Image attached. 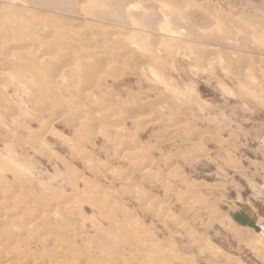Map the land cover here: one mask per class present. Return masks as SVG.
<instances>
[{"label":"rangeland","instance_id":"374dc122","mask_svg":"<svg viewBox=\"0 0 264 264\" xmlns=\"http://www.w3.org/2000/svg\"><path fill=\"white\" fill-rule=\"evenodd\" d=\"M11 1L0 0V12L14 9L28 24L25 28L21 21L10 27L12 23L5 21L8 28H0V37L4 36L0 38V55L3 49L4 55L7 49L14 54L21 50L23 55L21 51L18 54L22 57L26 51V60L13 53L12 58L10 53L5 55L10 60L0 56V70L6 68L0 71L1 194L6 195L15 185L22 196L21 207L33 210H26L28 214L46 212L44 222L49 235L64 242L71 238L76 248L82 247L77 250L90 247L93 253L96 248L99 263L264 264V231L260 229L264 225V0ZM21 9L27 16L21 15ZM134 14L140 24L132 21ZM28 15L33 21L27 20ZM62 16H70L75 21L72 23L84 21L83 27H70V17L68 20ZM70 29L75 31L66 33ZM74 32L77 36L82 32L80 35L87 40L84 42L92 48L83 45L84 49L82 37L75 39ZM9 33L13 35L11 40L7 38ZM133 36L137 40L133 41ZM139 38L142 44L149 39V44H143L144 48L137 45ZM16 41H28V47L25 43L26 49L20 47ZM34 44L40 47L35 53ZM59 45L68 46L65 55L72 53L74 64H66L69 60L64 58L62 64L66 67L55 66L76 73L66 71L69 74L62 78L55 67L60 78L53 77L52 81L56 79L58 85L50 81L44 87L49 76L44 73L42 77L43 70H37L30 59H41L37 58L41 53L39 56L50 61L47 58L53 55L55 46L53 59L66 57ZM81 53H85V60H79ZM73 55L78 56L76 60ZM103 57L107 59L104 66ZM83 60L96 63L89 67L92 73H87L94 82L89 83L87 75L89 80L84 82V73L81 77ZM113 66H117L114 72ZM50 84L54 85L53 91L57 86L56 92L49 91L53 86ZM57 91L61 101L56 98ZM50 94H56L55 98ZM141 103L151 110L143 109ZM79 107L86 108L87 117L96 113L91 116H96L100 127L93 118L91 126L95 127L86 126L89 132L82 125L85 119L77 116ZM105 113L113 115L110 122ZM101 120L109 123L105 126ZM115 127L121 129L118 136L108 131ZM99 189L106 192L101 198ZM62 199H69L74 207L54 215L50 204L55 206ZM30 245L25 249L40 256L42 245Z\"/></svg>","mask_w":264,"mask_h":264},{"label":"bare ground","instance_id":"6f19581e","mask_svg":"<svg viewBox=\"0 0 264 264\" xmlns=\"http://www.w3.org/2000/svg\"><path fill=\"white\" fill-rule=\"evenodd\" d=\"M100 1V0H99ZM11 2H13L14 3V1L12 0ZM16 2V1H15ZM18 2H19V0H18ZM5 3V2H4ZM25 2H23V4H24ZM152 3V2H151ZM26 4V3H25ZM96 4V3H95ZM6 5V4H5ZM91 5H93V4H91ZM135 5V4H134ZM133 5V6H134ZM1 6V5H0ZM7 6V5H6ZM11 6V5H10ZM18 6V5H17ZM24 6V5H23ZM135 6H138L137 4L135 5ZM160 6V5H159ZM8 7H9V5H8ZM8 7H6V9H8ZM11 7H13V6H11ZM14 7H16V6H14ZM139 7V6H138ZM4 8V7H3ZM83 8V7H82ZM85 8V7H84ZM162 8V7H161ZM0 9H1V7H0ZM11 8H9L8 10H5V11H3V12H0V28H8V26H9V24H7L5 21H10L12 24V26H10V27H13V24L15 25V24H22L21 23V21L22 22H24L23 21V19H24V17H22L23 19H21V17H20V9H19V13H17L14 9V11L13 10H10ZM26 9V8H25ZM29 9V8H28ZM87 9H89V8H87ZM134 9V8H133ZM135 9H136V7H135ZM139 9V8H138ZM4 10V9H3ZM22 11H23V9H21ZM128 10H131V7L128 9ZM141 10V9H140ZM181 10V9H180ZM25 11V10H24ZM23 11V12H24ZM27 11V10H26ZM33 11V10H32ZM84 11V10H83ZM151 11V10H150ZM23 12H21V13H23ZM87 12H88V10H87ZM91 12V11H90ZM128 12V11H127ZM141 12V11H140ZM160 12V11H159ZM85 13H86V11H85ZM135 13V12H134ZM24 14H26L25 12L23 13V14H21V15H23V16H27V15H24ZM128 14H129V12H128ZM165 14V13H164ZM175 14V13H174ZM30 15H31V13H30ZM30 15H28V18H27V20H29V18H31V17H33V20H35L34 19V16L33 15H31V17H30ZM39 15V14H38ZM54 15H56V14H54ZM62 15V14H61ZM139 15V14H138ZM55 17V16H54ZM68 17H70V16H62L61 18H67L68 19ZM144 18V17H143ZM25 19H26V17H25ZM79 19V18H78ZM131 19H132V21L133 22H135V24L136 23H139L140 22V20L138 19V18H136V16H135V14L134 15H132L131 16ZM167 19V18H166ZM31 20H32V18H31ZM32 20V21H33ZM69 20V19H68ZM68 20H66V22L68 21ZM72 19H71V17H70V22L68 23V25H70V27H72V25L74 24V25H76V24H78L77 26H79L80 27V25L79 24H81V28L83 27L82 26V24H83V22L84 21H82V23H72V22H75V21H71ZM78 22V21H77ZM81 22V21H80ZM25 23V22H24ZM61 23H64V22H61ZM28 23L26 22L25 24H23V25H25V28H26V25H27ZM32 24V23H31ZM85 24V23H84ZM140 24V23H139ZM161 24H163V23H161ZM34 26H35V24H33ZM65 25V24H64ZM63 25V26H64ZM100 25H102V24H100ZM137 25V24H136ZM4 26V27H3ZM20 26V25H19ZM65 26H67V23H66V25ZM21 27H23L22 25L20 26V28ZM50 27V26H49ZM111 27H114V26H112L111 25ZM117 27V26H116ZM115 27V28H116ZM29 28H31V27H29V25H28V29ZM34 28V27H33ZM32 28V29H33ZM44 28V27H43ZM68 28V27H67ZM73 28V27H72ZM76 28H78V27H76ZM121 28V27H120ZM159 28V27H158ZM168 28V27H167ZM11 28H9V30H10ZM12 29H14V28H12ZM24 29V28H23ZM28 29H26V31L27 32H29V31H31V30H29L28 31ZM45 29V28H44ZM90 29V28H89ZM130 29V28H129ZM137 29H139V28H137ZM163 29V28H162ZM15 30V32H13ZM14 30H12V32L14 33V34H17L16 33V28L14 29ZM21 30V29H20ZM67 30H69V29H67ZM99 30V29H98ZM125 30H127V29H125ZM169 30V29H168ZM25 31V30H24ZM33 31V30H32ZM32 31H31V33H32ZM39 31V30H38ZM46 31H48V30H46ZM46 31H45V33H46ZM50 31V30H49ZM66 31V30H65ZM73 32V31H75V29L74 30H71L70 29V31L69 32H66V33H69L70 34V32ZM85 31V30H84ZM89 31V30H88ZM94 31V30H93ZM92 31V32H93ZM100 31V30H99ZM128 31V30H127ZM131 31H132V29H131ZM134 31V30H133ZM170 31H173V30H170ZM185 31V30H184ZM10 32V31H9ZM12 32H11V34H12ZM18 32V31H17ZM27 32H25V34L27 33ZM79 32V31H78ZM77 32V33H78ZM115 32V31H114ZM130 32V31H129ZM136 32V31H135ZM163 32V31H162ZM165 32H166V30H165ZM169 32V31H168ZM174 32V31H173ZM19 33V32H18ZM20 33H23V32H20ZM30 33V32H29ZM66 33H64V34H66ZM97 33H98V31H97ZM106 33V32H105ZM107 33H108V31H107ZM116 33V32H115ZM137 33H139L138 31H137ZM136 33V34H137ZM141 33V32H140ZM145 33V32H144ZM148 33V32H147ZM167 33V32H166ZM180 33V32H179ZM47 34L48 33H46L45 34V36L48 38V36H47ZM55 33H53V38H55V35H54ZM69 34L65 37V38H67L68 36H69ZM73 34V33H72ZM71 34V35H72ZM74 34H75V36H77L76 35V33L74 32ZM80 34H82V32L80 33ZM80 34H78V36L77 37H75V39L76 38H78V37H82V35H80ZM87 34H89V33H87ZM100 34H101V32H100ZM102 34H104V32L102 33ZM109 34H110V32H109ZM129 34V33H128ZM142 34V33H141ZM141 34H139V35H141ZM169 34V33H168ZM180 34H182V33H180ZM184 34V33H183ZM18 35V34H17ZM21 34H19V36H20ZM24 35V34H23ZM31 35V34H30ZM89 35H91V34H89ZM108 35V34H107ZM112 35H113V33H112ZM142 35H145V34H142ZM141 35V36H142ZM153 35H154V33H153ZM167 35V34H166ZM2 37H0V38H3L4 39V36L3 35H1ZM9 36V37H8ZM8 36H7V38H9L10 40H11V36H13V35H10V33L8 34ZM18 36V37H19ZM22 36V35H21ZM42 36V35H41ZM44 36V37H45ZM99 36V35H98ZM103 36V35H102ZM109 36V35H108ZM107 36V37H108ZM116 36V35H115ZM131 36V35H130ZM145 36H147V35H145ZM158 36V35H157ZM161 36V35H160ZM169 36H171L170 34H169ZM15 37H17V36H15ZM18 37H17V39H18ZM23 37V36H22ZM39 37V36H38ZM43 37V36H42ZM72 37V36H71ZM70 37V38H71ZM89 37V36H88ZM106 37V38H107ZM135 37H137L138 38V35L137 36H135ZM144 37V36H143ZM148 37V36H147ZM154 37V36H153ZM156 37V36H155ZM165 37V36H164ZM21 38V37H20ZM30 38V37H29ZM37 38V37H36ZM73 38H74V35H73ZM102 38V37H101ZM104 38V37H103ZM102 38V39H103ZM114 38V37H113ZM132 38H134V36L132 37ZM157 38V37H156ZM163 38V37H162ZM50 39V38H49ZM57 39V38H56ZM59 39H61L60 37H59ZM72 39V38H71ZM83 39V41L82 42H84V41H87V40H85V38H80V40H82ZM87 39V38H86ZM99 39V38H98ZM101 39V40H102ZM140 39V38H139ZM144 39V38H143ZM158 39V38H157ZM159 39H161V38H159ZM166 39V38H165ZM24 40H26V38L24 39ZM42 40H44V39H42ZM58 40V39H57ZM101 40H99V41H101ZM107 40H109V37H108V39ZM134 40H137V39H133V41ZM145 40V39H144ZM143 40V44H145L148 40H147V38H146V40L144 41ZM153 40V39H152ZM156 40V39H155ZM4 41V40H3ZM8 41V40H7ZM6 41V42H7ZM18 41H20V40H18ZM18 41H16V42H18ZM41 40H39V42H40ZM48 41V40H47ZM60 41V40H59ZM67 41V40H66ZM73 42L75 41V40H72ZM102 41H104V40H102ZM106 41V40H105ZM140 41H141V39L139 40V43H137L136 42V44L138 45V44H140V46H141V44H142V42L140 43ZM188 41V40H187ZM2 42V41H1ZM6 42H3L4 44L6 43ZM10 42V41H9ZM27 42L28 41H23L22 42V44L21 43H19L18 42V45L21 47V46H24L25 47V49L28 47V44H27ZM44 42H45V40H44ZM76 42V41H75ZM74 42V43H75ZM110 42V41H109ZM150 42V41H149ZM152 42V41H151ZM157 42V41H156ZM24 43L26 44V46L24 45ZM29 43V42H28ZM36 43V42H35ZM49 43V42H48ZM47 43V44H48ZM50 43H52L51 42V40H50ZM61 43V41L59 42V44ZM99 43H102V42H98V44ZM153 43V42H152ZM197 43V42H196ZM16 44V46H17V43H15ZM21 44V45H20ZM47 44H45V46L47 45ZM53 44V43H52ZM68 44V43H67ZM78 44L79 43H77L76 45L78 46ZM143 44H142V47H143ZM149 43H146L145 45H148ZM35 46H36V44H34ZM49 45V44H48ZM64 45V44H63ZM69 45V44H68ZM71 45V44H70ZM80 46H81V43L79 44ZM83 45L85 46H87L88 45V48H89V46H91V44H89V42H84V43H82V47H83ZM104 45V44H103ZM0 46H2V45H0ZM14 47V49H16L15 47V45H13ZM19 46H17V47H19ZM34 46V47H35ZM52 46V45H51ZM54 46V45H53ZM60 46V45H59ZM73 46V45H72ZM71 46V47H72ZM96 46V45H95ZM99 46V45H98ZM105 46V45H104ZM163 46V45H162ZM205 46V45H204ZM203 46V47H204ZM5 47V46H4ZM7 47L8 46H6L5 48L7 49ZM19 47V48H20ZM33 47V50H32V52L33 53H35V50H38V49H40V47L38 46V44H37V46H36V48H34ZM42 47H44V44H42ZM47 47V46H46ZM63 47V46H62ZM68 47V46H67ZM67 47H64V48H67ZM76 47V46H75ZM134 47H135V45H134ZM161 47V46H160ZM9 48H10V46H9ZM12 48V51L14 50ZM18 48V49H19ZM45 48V47H44ZM48 48V47H47ZM51 48V47H50ZM49 48V50L51 51V50H53L54 51V49H55V51L53 52V51H51V53L53 52V55H51V57H52V59H50V58H47V59H49L50 61H48V60H45V59H43V57H41V56H39V55H41V53L37 56V58L38 57H40L41 59H39L38 58V60L37 59H34L33 60V58L32 57H28V59L29 58H32V59H30V61L32 60V62H35V65H37L35 68L38 70H40V68H41V70H43V74H42V77H43V75L45 76V74H47L45 77H47V76H49V77H47L48 78V82L44 79V78H42V79H44L45 81H46V84L44 85V87L50 82V81H52V79H53V77L54 78H56V76H58L59 75V73H60V76L61 75H68V74H66V71L67 72H71L72 71V73H76V71L74 70V72H73V70H70V69H67L66 71L65 70H63V71H65V74H61L63 71H62V69H63V65L65 64L64 62V64H62V61H64V58L68 61L69 60V62H66V64L67 63H70V66H71V63H73V60H72V53H70L68 56H66L65 55V52H66V54H67V52L68 51H65V49L64 48H61V46H60V48L63 50L64 49V53H63V55H65L66 57H64V56H62L60 53V55L61 56H57V59H53L54 58V56H55V54H56V46H55V48L53 49V47L50 49ZM69 48H70V46H69ZM81 48V47H80ZM84 49H85V47H83ZM87 48V49H88ZM91 48H92V46H91ZM97 48H100V47H97ZM110 48L111 47H109V50H110ZM139 48V47H138ZM144 48V47H143ZM202 48V47H201ZM5 49V50H6ZM11 49V48H10ZM17 49V50H18ZM22 49H23V47H22ZM68 49V48H67ZM72 49H73V47H72ZM200 49V48H199ZM8 50L9 49H7V53L10 55H8L9 56V58L11 57L12 58V56H11V53H13V52H11V50H10V52H8ZM62 50H60V51H62ZM69 50H71V48L69 49ZM74 50V49H73ZM83 50V49H82ZM89 50V49H88ZM87 50V51H88ZM91 50V49H90ZM128 50V49H127ZM143 50V49H142ZM155 50V49H154ZM19 51H21V50H18V52ZM25 51V50H24ZM41 51V50H40ZM39 51V52H40ZM42 51H45V49L44 50H42ZM77 51V50H76ZM94 51V50H93ZM100 51V50H99ZM99 51H97V52H99ZM18 52L16 51L15 52V54L14 55H16L15 57H17V54H18ZM91 52V51H90ZM110 52V51H109ZM124 53H122V55L124 54V55H126L125 54V52H127L126 50L125 51H123ZM129 52V51H128ZM143 52H145V50L143 51ZM4 49H3V53L1 54V55H4ZM6 53V54H7ZM27 53H28V51H27ZM44 54L46 53V51L45 52H43ZM79 53V52H78ZM83 53V52H82ZM81 53V54H82ZM92 53V52H91ZM95 53V52H94ZM100 53V52H99ZM5 54V55H6ZM21 54H22V51H21ZM21 54H18V56L19 57H22L21 56ZM58 54V53H57ZM58 54V55H59ZM89 54V51H88V53H87V55ZM0 55V56H1ZM4 55V57H6ZM14 55H13V57H14ZM23 55V54H22ZM24 55L25 56H23V57H26V51H25V53H24ZM46 56H47V54H45ZM71 55V56H70ZM84 55H85V53H84ZM84 55L82 54L81 56L82 57H79V60H80V58H82V59H84ZM91 55V54H90ZM123 55V56H124ZM8 56L6 57L7 59H8ZM31 56V55H30ZM34 56H36V55H34ZM33 56V57H34ZM43 56V55H42ZM102 56V55H101ZM106 56H107V53H106ZM105 55H104V57H106ZM110 56V55H109ZM109 56H107L106 58L108 59V57ZM23 57H22V59H23ZM60 57V58H59ZM63 57V58H62ZM75 56L73 55V58H74ZM77 57L78 56H76V58H74L75 60L77 59ZM90 57V56H89ZM95 57V56H94ZM102 58V61L103 60H105L104 62H101V61H99V62H101V63H103V66H104V63H106V61H107V59H105V58ZM18 58V57H17ZM44 58H46L45 56H44ZM58 58H59V60H58ZM68 58H70L71 60H72V62L70 61V59H68ZM90 58H93L92 56L90 57ZM25 59V58H24ZM23 59V60H24ZM111 57H110V61H111ZM121 59H122V56H121ZM8 60H10V59H8ZM22 60V61H23ZM26 60V59H25ZM61 60V61H60ZM85 60V59H84ZM83 60V65H81V67H82V69H81V77L83 76V73H84V76H85V78H83V80L85 79L86 80V78L87 77H89V76H91V75H88L87 73H90V72H88L89 71V67H91V64L92 65H94V63L92 62V63H88V62H86L85 63V61ZM93 60V59H92ZM145 59H143V61H144ZM148 60V59H147ZM113 61V60H112ZM122 61V63H123V60H121ZM57 62H61V64H59V63H57ZM76 62V61H75ZM79 62V61H78ZM120 62V61H119ZM140 62V61H139ZM142 62V61H141ZM145 62H146V60H145ZM2 63H4L5 64V62H2ZM31 63V62H30ZM80 63V62H79ZM121 63V62H120ZM144 63V62H143ZM142 63V64H143ZM16 64V63H15ZM62 65L61 66V70L58 68V67H60V66H58V65ZM65 64V65H66ZM74 64V63H73ZM81 64V63H80ZM139 64V63H138ZM145 64V63H144ZM161 64H163V63H161ZM2 65V64H1ZM6 65V64H5ZM11 65V64H10ZM13 65V64H12ZM11 65V66H12ZM17 65V64H16ZM30 65V64H29ZM55 65H57L58 67H56ZM64 65V66H65ZM77 65V64H76ZM95 65H96V63H95ZM223 65V64H222ZM15 66V65H14ZM18 66H20V65H18ZM69 66V65H68ZM73 66V65H72ZM102 66V65H101ZM102 66V67H103ZM105 66L107 67V65L105 64ZM23 67H26V65L25 66H23ZM57 69H59L60 70V72L59 73H56L55 74V70H57ZM66 67V66H65ZM1 68H2V66H1ZM0 68V69H1ZM4 69H6L5 67H3ZM10 68V67H9ZM68 68H71V67H68ZM72 68H74V67H72ZM71 68V69H72ZM86 70H84V69ZM109 68H111V67H109ZM116 68H117V66L115 67V69H114V66H113V71H112V69H111V71L112 72H114L115 70H116ZM4 69H2V70H4ZM35 69V70H36ZM44 69H45V71H44ZM74 69H76V68H74ZM102 69H104V68H102ZM106 69V68H105ZM108 69V68H107ZM118 69H119V67H118ZM117 69V70H118ZM2 70H0V71H2ZM68 70H70V71H68ZM92 70H93V67H92ZM152 70V69H151ZM54 71V72H53ZM78 71V70H77ZM96 71V70H95ZM94 70H93V72H95ZM110 71V70H109ZM108 71V72H109ZM110 71V72H111ZM120 71V70H119ZM118 71V72H119ZM121 71H122V69H121ZM5 72V71H4ZM7 72V71H6ZM10 72V71H9ZM53 72V73H52ZM57 72V71H56ZM97 72V71H96ZM110 72H109V74H110ZM36 73V72H35ZM38 73V72H37ZM45 73V74H44ZM51 73H52V75H51ZM80 73H79V75H80ZM86 73V74H85ZM92 73V72H91ZM90 73V74H91ZM1 74V73H0ZM40 75H41V73H39ZM114 74V73H113ZM118 74V73H117ZM120 74V73H119ZM152 74H153V70H152ZM51 75V76H50ZM72 74H70L69 76H71ZM86 75H87V77H86ZM112 75V74H111ZM159 75V74H158ZM60 76H58L59 78H60ZM160 76V75H159ZM57 77V78H58ZM62 77V76H61ZM80 77V78H81ZM50 78V79H49ZM63 78V77H62ZM65 78V77H64ZM78 78V77H77ZM81 78V79H82ZM91 78H93V76L91 77ZM90 77H89V79L91 80L89 83H91V82H94L93 81V79H91ZM158 78H160V77H158ZM66 79V78H65ZM80 79V80H81ZM88 79V78H87ZM88 79V80H89ZM55 80L56 79H54L52 82H53V84L54 85H58L57 84V82H55ZM67 80V79H66ZM254 80V79H253ZM63 81V80H62ZM77 81V80H76ZM76 81H74V82H76ZM97 81H99V80H96V82ZM51 82V83H52ZM66 82V81H65ZM83 82V81H82ZM81 82V83H82ZM84 82H86L87 83V80L86 81H84ZM67 83V82H66ZM65 83V84H66ZM85 83V84H86ZM163 83V82H162ZM166 83V82H165ZM53 84H50V85H53ZM64 84V83H63ZM27 85V84H26ZM34 85H35V83H34ZM33 85V86H34ZM54 85L52 86V88H51V86L49 87V88H51L52 90H50L49 89V91H51L52 93H54V91L56 92V90H57V86H56V89L53 91V87H54ZM86 85H89V84H86ZM86 85H83V84H81V86H82V88L84 87V89L87 87ZM92 86L94 85V84H91ZM165 85H167V84H165ZM25 86V85H24ZM28 86V85H27ZM36 86V85H35ZM62 86H64V85H62ZM66 86V85H65ZM80 86V87H81ZM30 87H32V86H30ZM39 86H37V88H38ZM46 87H48V86H46ZM67 87V86H66ZM90 87V86H89ZM27 88V87H26ZM36 88V87H35ZM34 88V89H35ZM36 88V90H39V88L37 89ZM63 88V87H62ZM76 88V87H75ZM79 88V87H78ZM90 88H92V87H90ZM171 88V87H170ZM33 89V90H34ZM59 89V88H58ZM65 89V88H64ZM80 89V88H79ZM94 89V88H93ZM168 89V88H167ZM28 90H30V89H28ZM32 90V89H31ZM82 90V89H81ZM178 90V89H177ZM67 91V90H66ZM80 91V90H79ZM89 91V90H88ZM87 91V92H88ZM31 92V91H30ZM35 92V91H34ZM51 92H48V93H51ZM59 91H57V94L59 95V93H58ZM81 92V91H80ZM86 92V93H87ZM64 93H65V91H64ZM86 93H85V95H86ZM70 94V93H69ZM81 94H83V93H81ZM90 94V93H89ZM68 95V94H67ZM43 96H45L46 97V95H43ZM48 96H50V97H54L55 98V96H56V94L55 95H48ZM78 96H79V94H78ZM82 96H84V95H81V97ZM69 97V96H68ZM80 97V96H79ZM89 97V96H88ZM59 101H61V96L59 95V97H56ZM82 98H84V97H82ZM81 98V99H82ZM86 98V97H85ZM84 98V99H85ZM95 98V97H94ZM80 99V98H79ZM162 99V98H161ZM161 99H160V101H161ZM83 100V99H82ZM81 100V102L83 103V101ZM139 100V99H138ZM158 100V99H157ZM165 100V99H164ZM76 101V100H75ZM104 101H105V99H104ZM167 101V100H166ZM76 103V102H75ZM84 103H85V101H84ZM99 103V102H98ZM135 103H136V101H135ZM134 103V104H135ZM137 103H138V101H137ZM148 103V102H147ZM161 103V102H160ZM159 103V104H160ZM164 103V102H163ZM71 104V103H70ZM78 104H79V100H78ZM81 104V103H80ZM79 104V105H80ZM138 104H140V103H138ZM138 104L136 105V107H138ZM144 104H146V103H144ZM150 104V103H149ZM42 105V104H41ZM69 105V104H68ZM101 105H103V104H101ZM120 105V104H119ZM142 105H143V103H141V107H142ZM40 106V105H39ZM69 106H71V105H69ZM104 107L106 106V105H103ZM108 106V105H107ZM134 106V105H133ZM139 106V107H140ZM156 106V105H155ZM43 107V109L45 110V106H42ZM42 107H40V108H42ZM53 107V106H52ZM57 107V106H56ZM73 107V106H72ZM86 107V106H85ZM97 107V106H96ZM99 107V106H98ZM120 107H123V106H121L120 105ZM120 107L118 106V108L120 109ZM145 108H143V109H147L146 108V105L144 106ZM47 109H50L49 107H46ZM74 108V107H73ZM80 108V107H79ZM127 108V107H126ZM132 108V107H131ZM154 108V107H153ZM86 109V108H85ZM85 109H83V107H81L80 108V110H77L76 112H77V116L79 117V118H82V120L83 119H85V121H81L83 124L82 125H85L84 127L86 128V126L88 127L89 125H90V127L89 128H91L92 126H91V124H93V122H92V119L93 118H95L96 116H91V114H92V112H91V114H89L90 116H86L87 115V110H85ZM89 109V108H88ZM92 109V108H91ZM100 109V108H99ZM102 109V108H101ZM128 109V108H127ZM126 109V110H127ZM133 109V108H132ZM143 109H140V110H143ZM148 109H150V108H148ZM147 109V110H148ZM43 110V111H44ZM51 110V109H50ZM95 110V109H94ZM97 110H98V108H97ZM121 110H123L122 108H121ZM124 110H125V108H124ZM123 110V111H124ZM129 110H131V109H129ZM127 111V112H130V111ZM147 110H146V112H147ZM151 110V109H150ZM40 111H42V110H40ZM39 111V112H40ZM182 111V110H181ZM61 112V111H60ZM63 112H65V111H63ZM73 112V111H72ZM75 112V113H76ZM89 113H90V111H88ZM95 112V111H94ZM99 112H100V110H99ZM127 112H125V114L127 113ZM133 113H135V110L134 111H132ZM136 112H140L139 111V109H138V111L136 110ZM144 112V111H143ZM170 112V111H169ZM41 113V112H40ZM102 113V112H101ZM141 113H142V111H141ZM59 114V113H58ZM65 114H66V112H65ZM94 114H96V113H94ZM94 114H92V115H94ZM106 114V113H105ZM107 114H109V113H107ZM106 114V116H108ZM114 114V113H113ZM136 114V113H135ZM134 114V115H135ZM146 114V113H145ZM61 115H62V113H61ZM75 115V114H74ZM101 115V114H100ZM133 115V114H132ZM131 115V116H132ZM174 115V114H173ZM36 116V115H35ZM99 116V115H98ZM105 116V115H104ZM105 116V117H106ZM40 117V116H39ZM101 117H102V115H101ZM109 117V116H108ZM107 117V118H108ZM111 117H113V115H111ZM111 117H109L108 119L107 118H104V119H107L108 121H109V119H111ZM124 117V116H123ZM102 118V119H103ZM128 118V117H127ZM57 119V118H56ZM96 119L97 118H95V123H97L96 122ZM99 119H101L100 117H99ZM103 119V120H104ZM175 119V118H174ZM58 120H60V119H58ZM98 120V119H97ZM113 120V119H112ZM50 121V120H49ZM76 121H79V120H77L76 119ZM117 121V120H116ZM101 122L102 123H104L105 124V122H103L102 120H101ZM107 122V121H106ZM110 122V121H109ZM109 122H107V123H109ZM114 122V121H113ZM112 122V123H113ZM178 122V121H177ZM181 122V121H180ZM184 122V121H183ZM48 123V122H47ZM78 123V122H77ZM76 123V124H77ZM107 123L105 124V126L107 125ZM115 124H116V122H114ZM118 123V122H117ZM137 123H139V122H137ZM75 124V125H76ZM80 124V123H79ZM121 124V123H120ZM123 124V123H122ZM140 124V123H139ZM51 125V124H50ZM78 125V124H77ZM77 125H76V127H77ZM97 125V127H100V124L99 123H97L96 124ZM109 125V124H108ZM114 125V124H113ZM110 126H111V124H110ZM116 126V125H115ZM122 126V125H121ZM120 126V127H121ZM137 126V125H136ZM78 127H79V125H78ZM82 127V126H81ZM95 127V125L92 127V128H94ZM96 127V128H97ZM139 128V127H138ZM80 129V128H79ZM86 129H88V128H86ZM100 129V128H99ZM98 129V130H99ZM113 129H115L114 131L112 130L111 131V129L110 130H108V131H110V132H114L115 134H117V136H118V134L121 132L120 130V128H113ZM49 130V129H48ZM95 130V129H94ZM103 130V129H102ZM136 130V129H135ZM88 131L90 132L91 131V129L89 130L88 129ZM93 132V131H92ZM112 133H110V135H111ZM21 136V135H20ZM30 136H32V135H30ZM40 136V135H39ZM42 136V135H41ZM44 136V135H43ZM95 136V135H94ZM112 136V135H111ZM9 137V136H8ZM19 137V136H18ZM37 137H38V135H37ZM34 138H35V136H34ZM94 138V137H93ZM119 138V137H118ZM9 139H11L10 137H9ZM36 139V138H35ZM39 139V138H38ZM185 139V138H184ZM118 140V139H117ZM5 141V140H4ZM3 142V141H2ZM10 142V141H9ZM38 142L39 141H36V143L38 144ZM127 143V142H126ZM20 144V143H19ZM118 144V143H117ZM121 144V143H120ZM124 144V143H123ZM35 145V144H34ZM40 145V144H39ZM38 145V146H39ZM115 145V144H114ZM119 145V144H118ZM33 146V145H32ZM125 146V145H124ZM123 146V147H124ZM122 147V148H123ZM38 148V147H37ZM134 148V147H133ZM135 149V148H134ZM138 149V148H137ZM136 149V150H137ZM118 150H120V149H118ZM122 150V149H121ZM127 150V149H126ZM132 150V149H131ZM139 150V149H138ZM129 151H130V149H129ZM135 151V150H134ZM143 151V150H142ZM119 152V151H118ZM137 153H138V151H137ZM12 155V154H11ZM148 155V154H147ZM135 155H134V153L133 152H130V157L131 158H133ZM145 157V156H144ZM192 157V156H191ZM94 158V157H93ZM153 158V157H152ZM6 159V158H5ZM151 159V158H150ZM8 160V159H7ZM85 160H89V159H85ZM154 160V159H153ZM3 163V162H2ZM14 163V162H13ZM149 164V163H148ZM18 165V164H17ZM13 166V165H12ZM15 166V165H14ZM103 166V165H102ZM106 166V165H105ZM137 166H138V164H137ZM137 166H135V167H137ZM147 166V165H146ZM3 168V167H2ZM1 168V169H2ZM149 168V167H148ZM21 169V168H20ZM5 170V169H4ZM21 170H23V169H21ZM25 171V170H24ZM111 172H112V170H110ZM2 172V171H1ZM113 173V172H112ZM111 173V174H112ZM2 177V176H1ZM18 177V176H17ZM14 178H15V176H14ZM17 179V178H16ZM24 179V178H23ZM180 179H181V177H180ZM1 178H0V182H1ZM20 180V179H19ZM161 180H163V179H161ZM16 181V180H15ZM14 181V182H15ZM21 181V180H20ZM3 182V181H2ZM12 182V181H11ZM125 182V181H124ZM1 184V183H0ZM5 185H6V183H4ZM13 185H14V183H13ZM24 185V184H23ZM7 186V185H6ZM22 186V185H21ZM28 186V185H27ZM26 186V187H27ZM9 187H11V186H9ZM25 187V185L23 186V188ZM34 187V186H33ZM31 188V187H30ZM35 188V187H34ZM111 188V187H110ZM9 189V188H8ZM24 189H26V191H27V188H24ZM1 190V189H0ZM34 190V189H33ZM101 190L99 189V191H97V192H99L100 193V198H101V194H102V196L104 195L103 193H106L105 192V190H104V192H103V189H102V191L100 192ZM25 192V191H24ZM37 192V191H36ZM140 192V191H139ZM98 193V194H99ZM108 193V192H107ZM31 195V194H30ZM80 195V194H79ZM199 195V194H198ZM69 196V195H68ZM74 196V195H73ZM183 196V195H182ZM21 195L20 194H18V190L17 189H15V185H14V189L12 188L11 189V191L10 192H7V194L6 195H4V194H1V192H0V264H105V263H99L98 262V255H97V249L95 248L94 249V251H95V253H94V251H93V253H91V251H92V248H90V247H86V249L85 250H77V248H82L81 246L80 247H77L76 248V246H74L73 245V243H71V241H70V239L68 240V241H66V242H64L63 240H59L58 238H56L55 236H51V235H49V233H48V228H47V226H46V224H45V222H44V220H45V217L47 216L46 215V212H40V210H39V212H37L38 210H36V212H34V213H31V214H28L29 212H28V210L30 209H26L27 210V212H26V210H24L25 208H23V205H22V207H21V205L19 204L20 203V201H22V200H19V199H21ZM74 197H76V196H74ZM99 197H98V199H99ZM44 200H45V198L44 197H42ZM47 198V197H46ZM111 198V197H110ZM35 199H37V198H35ZM49 199V198H48ZM47 199V200H48ZM61 199V198H60ZM69 199L71 200V198L69 197ZM65 200V201H63V199H62V201L60 200V201H58V203H56L55 204V206H53V205H51L52 203V201H50L49 203H51L50 204V206L51 207H53V208H51V212H53V214L54 215H58L60 212H61V210H64V211H66V209H67V211L68 210H71V208L72 207H74V206H72L71 204L73 203V199L71 200V202L72 203H69L70 202V200ZM106 199V198H105ZM135 199V198H134ZM149 199H151V198H149ZM50 200H52V199H50ZM148 200V199H147ZM28 201V200H27ZM42 201V200H41ZM67 201H68V204H67ZM113 201V200H112ZM35 202V201H34ZM37 202V201H36ZM48 202V201H47ZM54 202V201H53ZM111 202V201H110ZM28 203V202H27ZM31 203V202H30ZM43 203H45V201L43 202ZM48 203V204H49ZM152 203H154V202H152ZM22 204V203H21ZM46 204V203H45ZM54 204V203H53ZM104 203H102V205H103ZM105 204L107 205L108 203H106L105 202ZM104 204V205H105ZM29 205V204H28ZM105 205V206H106ZM155 205V204H154ZM31 206V205H30ZM46 206V205H45ZM104 206V207H105ZM107 206H109V205H107ZM111 206H112V204H111ZM147 206V205H146ZM158 205H156V207H157ZM29 207V206H28ZM41 207H42V205H41ZM155 207V206H154ZM155 207V208H156ZM34 208V207H33ZM39 208V207H38ZM44 208V207H43ZM46 208V207H45ZM106 209H108V207H105ZM114 208V207H113ZM154 208V209H155ZM164 208V207H163ZM41 209V208H40ZM48 209V208H47ZM112 209V208H111ZM111 209H110V211H111ZM30 210H32V209H30ZM29 210V211H30ZM122 210V209H121ZM157 210V209H156ZM159 210V209H158ZM157 210V211H158ZM33 211V210H32ZM31 211V212H32ZM109 211V210H108ZM124 211V210H123ZM50 213V212H49ZM64 213V212H63ZM161 213V212H160ZM164 213V212H163ZM63 216V215H62ZM47 218H48V216H47ZM54 218V217H53ZM52 218V219H53ZM57 218V217H56ZM61 218V217H60ZM131 218V217H130ZM133 218V217H132ZM138 219V218H137ZM55 220H57V219H55ZM116 221V220H115ZM61 222V221H60ZM119 222V221H118ZM121 222V221H120ZM123 222V221H122ZM50 223V222H49ZM116 223V222H115ZM128 223V222H127ZM117 224V223H116ZM131 224V223H130ZM118 225V224H117ZM115 226V225H114ZM118 226H120V225H118ZM129 227V226H128ZM49 228H51V227H49ZM119 227H117V229H118ZM53 230V229H52ZM123 230V229H122ZM130 230V229H129ZM132 230V229H131ZM126 231V230H125ZM133 231H135V230H133ZM131 232V231H130ZM129 232V233H130ZM139 232V231H138ZM127 234H128V232H126ZM56 234V233H55ZM58 234V233H57ZM56 234V235H57ZM65 234V233H64ZM71 234H73V233H71ZM135 234H137V232L135 233ZM61 235V234H60ZM138 236V235H137ZM136 236V237H137ZM61 237H62V235H61ZM73 237V236H72ZM136 237H135V239H136ZM139 237V236H138ZM142 237V236H141ZM140 237V239H143V238H141ZM65 240V239H64ZM145 240V239H144ZM148 240V239H147ZM142 241V240H141ZM146 241V240H145ZM145 241H144V243L143 244H145ZM152 241V240H151ZM149 242V241H148ZM136 243V242H135ZM138 243V242H137ZM30 244H40V245H42V247H43V251H42V253H41V255L40 256H36V255H33V253L31 252V251H29V250H26L27 248L26 247H28V245H30ZM148 244V243H147ZM146 244V245H147ZM140 245V244H139ZM138 245V246H139ZM31 246V245H30ZM93 247V246H92ZM147 247H149V246H147ZM165 247V246H164ZM26 248V249H25ZM32 248V247H31ZM151 248V247H150ZM108 249V248H107ZM149 249V248H148ZM149 250H151V249H149ZM100 251V250H99ZM156 251V250H155ZM100 252H102V251H100ZM157 252V251H156ZM154 253V252H153ZM157 254H160V253H157ZM174 254V253H173ZM154 255V254H153ZM160 257H161V255H159ZM155 257V256H154ZM176 257V256H175ZM149 259V258H148ZM100 260V259H99ZM154 260V259H153ZM144 261V260H143ZM147 261V260H146ZM160 261H161V258H160ZM187 263V262H186Z\"/></svg>","mask_w":264,"mask_h":264},{"label":"built area","instance_id":"2783aa9c","mask_svg":"<svg viewBox=\"0 0 264 264\" xmlns=\"http://www.w3.org/2000/svg\"><path fill=\"white\" fill-rule=\"evenodd\" d=\"M260 229H261V231H264V225L262 226H260Z\"/></svg>","mask_w":264,"mask_h":264}]
</instances>
